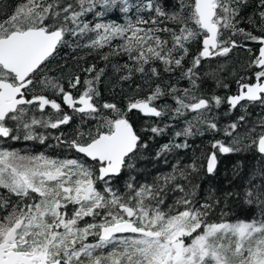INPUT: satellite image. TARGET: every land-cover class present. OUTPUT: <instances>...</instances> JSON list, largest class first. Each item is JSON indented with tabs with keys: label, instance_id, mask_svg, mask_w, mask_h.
I'll use <instances>...</instances> for the list:
<instances>
[{
	"label": "snow or ice",
	"instance_id": "6c2138e0",
	"mask_svg": "<svg viewBox=\"0 0 264 264\" xmlns=\"http://www.w3.org/2000/svg\"><path fill=\"white\" fill-rule=\"evenodd\" d=\"M249 2L173 0L168 6V0H18L10 10L0 9V140L43 144L48 136L38 129L59 130L80 117L72 138L65 139L63 132L54 137L77 158L0 147V189L8 193L0 196V264H264V171L257 174L260 183L254 176L243 193L226 194L259 208L251 220L229 221L221 212L218 221H210L213 204L195 199L199 185L193 182L202 171L215 174L218 154L251 147L264 156V115L239 131L248 125L247 105L264 109V0H258L251 16H243ZM114 14L117 18L111 19ZM242 21L252 30L241 27ZM194 42L199 50L185 67ZM62 46L89 49L106 62L127 57L123 68L128 75L122 80L133 72L159 78L156 65H162L165 73H179L177 83L150 85L148 94L130 98L126 109L100 105L97 84L103 68L83 69L95 73L83 81L79 75L69 77L67 89L60 78L47 74L48 62ZM236 48L249 54L247 68L253 75L235 81L236 94L202 93V62L227 57ZM222 70L204 76L228 88L218 78ZM179 80H187L189 87H178ZM166 97L173 104L158 106ZM222 104L229 112L238 106L244 112L223 129L211 115ZM133 110L149 119L185 118V126L174 133L183 142L161 145L157 158L188 149L187 138L203 135L201 128L223 131L230 142H210L204 163L177 159L171 171L157 174L151 183L130 177L121 192L113 178L125 168L135 169L141 149L148 147L128 119ZM92 121L95 127L84 131ZM171 126L152 123L144 131L159 136Z\"/></svg>",
	"mask_w": 264,
	"mask_h": 264
},
{
	"label": "trees",
	"instance_id": "16d2710c",
	"mask_svg": "<svg viewBox=\"0 0 264 264\" xmlns=\"http://www.w3.org/2000/svg\"><path fill=\"white\" fill-rule=\"evenodd\" d=\"M17 2L18 0H0V9L10 10ZM172 2L173 0H168V6H170ZM257 3L258 0H250L249 6L243 10L242 15L251 16L257 11ZM110 18L116 19L117 16L114 14ZM117 22L123 21L119 19ZM240 26L252 30L251 26L243 21ZM255 34L260 35L261 33L257 30ZM228 35L229 33H225L226 37ZM233 38L238 42L242 40L239 36ZM247 43L248 46L253 49L257 47L255 43ZM199 47L200 45L196 42L191 45L190 54L185 60V67L190 66L191 59L197 54ZM102 51L107 52L108 49L105 48ZM248 60L249 54L243 48H236L227 57L213 58L210 61L202 62L203 66L199 70L201 76V81H199L201 92L207 96L219 95L222 97L236 94L237 85L235 81L241 77H251L253 75L252 70L247 68ZM125 62H127V57H111L110 60L106 62L100 59V53L93 52L89 49H75L62 46L56 55L48 62L46 71L49 76L60 78L67 89V79L69 77L79 75L83 81L86 76L90 78L95 75V73H85L83 69L93 64L96 66L97 71L103 68L104 73L97 84L100 93L97 103L100 105L105 102L115 103L117 107L121 109H126L130 98H142L146 96L149 92L150 85L155 87L156 84L177 83L179 73H165L162 65H156L158 71L161 73L159 78H151V80H149L148 76L133 72L129 79L122 80V76L128 75V70L123 68ZM220 66H223V70L218 71V78L222 83L227 84L228 88L218 87L215 80L204 76L205 72L219 69ZM137 86H139V89ZM178 87L186 88L189 87V84L187 80H179ZM82 90L83 88L80 86L79 91ZM72 91L74 96L79 94L77 90ZM35 92L39 94V85H37ZM58 102H60L59 99ZM163 103L173 104V101L170 97L157 101L158 106ZM64 111L71 114V110L67 107L64 108ZM247 112L250 113V115L246 117L248 125L242 126L239 129L241 132L244 127L250 126L252 122L256 121L261 115H264V109L257 104L247 105ZM105 113L110 114L107 113V110H105ZM242 114H244V112L239 106L236 110L229 112L227 104H222L219 108H214L211 113L221 129L233 121H236ZM191 118V115L187 116V119ZM128 119L141 135L142 140L147 143L148 147L141 149L140 157L135 160V169L128 170L125 168L119 176L113 178V187L119 189L121 192L124 191L125 183L130 177H135V181L138 184L145 182L151 183L157 174L171 171V165L176 163L177 159L181 160L182 164H188L191 163L194 158H200L199 163H204L203 156H206L212 151L210 142L214 140H223L226 143L230 142V138L226 137L223 131L213 133L201 128L200 130L203 131V135L197 133L187 138L190 145L188 149H176L161 158H157L156 153L161 145L173 139H175L177 143L183 142L184 137L174 138V133L185 126V118L181 117L177 120H170L168 117H164L163 119H149L138 111L133 110L128 114ZM152 123H157L161 127H164L165 124H171L172 126L167 128L162 135L153 136L151 132L144 131V129ZM78 125H80V117L75 115L73 121L69 125L61 126L59 130L38 129V131L48 136V139L43 144L38 140H0V147L15 149L22 153L29 154L43 152L51 157L77 158V154L74 150H69L65 144H59L54 137L63 132L65 134L64 138L70 139L74 135V131ZM94 127L95 122L92 121L83 126V130L87 131L89 128ZM217 160V170L213 176H205L202 171L199 178L193 181L195 184L199 185L196 189L195 199L201 204L205 202L213 204L209 213V220L218 221L221 212H226L228 215L225 219L233 222L236 220H251L254 217H258L259 208L256 205L244 204L242 196H228L226 198V194L230 192L243 193L245 187L248 186L249 181L252 180L254 176L256 177L254 182L260 183L261 177L257 174L264 171V156H261L254 148L242 147L238 152L227 155L218 154ZM165 161H167V163H165ZM86 162L89 164L92 163L90 160ZM0 196H8V193L6 190L0 189ZM10 199L13 202L15 201V197H10ZM216 201H219V203H216ZM171 202V199L167 201V203ZM2 214L3 213H0V215ZM86 219L90 220V218Z\"/></svg>",
	"mask_w": 264,
	"mask_h": 264
},
{
	"label": "flooded vegetation",
	"instance_id": "af4514ba",
	"mask_svg": "<svg viewBox=\"0 0 264 264\" xmlns=\"http://www.w3.org/2000/svg\"><path fill=\"white\" fill-rule=\"evenodd\" d=\"M32 94H33V93H32V92H30V93H29V96H31Z\"/></svg>",
	"mask_w": 264,
	"mask_h": 264
},
{
	"label": "bare ground",
	"instance_id": "6f19581e",
	"mask_svg": "<svg viewBox=\"0 0 264 264\" xmlns=\"http://www.w3.org/2000/svg\"><path fill=\"white\" fill-rule=\"evenodd\" d=\"M137 111V110H136Z\"/></svg>",
	"mask_w": 264,
	"mask_h": 264
}]
</instances>
